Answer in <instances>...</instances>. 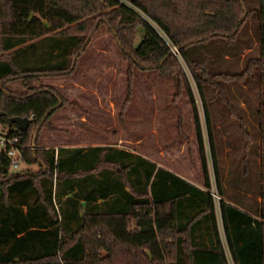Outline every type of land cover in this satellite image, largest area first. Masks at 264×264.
<instances>
[{"label": "trees", "instance_id": "trees-1", "mask_svg": "<svg viewBox=\"0 0 264 264\" xmlns=\"http://www.w3.org/2000/svg\"><path fill=\"white\" fill-rule=\"evenodd\" d=\"M154 24L180 48L200 107ZM101 26L127 63L128 81L134 69L177 73L171 103L183 136L176 103L187 93L201 186L113 145L25 151L35 131L36 141L42 128L54 129L50 119L65 106L42 79L73 73ZM241 57L242 70L232 71ZM213 102L237 120L242 147L233 122L215 125ZM16 116L29 126L20 129ZM0 124L41 167L12 171L0 148V264H264V0H0ZM221 137L229 155L241 147L240 171L221 164Z\"/></svg>", "mask_w": 264, "mask_h": 264}, {"label": "rangeland", "instance_id": "rangeland-1", "mask_svg": "<svg viewBox=\"0 0 264 264\" xmlns=\"http://www.w3.org/2000/svg\"><path fill=\"white\" fill-rule=\"evenodd\" d=\"M246 1L250 6L254 0ZM251 21L248 30L250 40L254 29L256 32L258 28L256 20L252 18ZM251 47V52L255 53V39ZM126 64L114 39L101 26L78 57L73 73L42 79L43 85L53 86L61 93L65 98V106L57 110L50 119L54 129L42 128L36 141L31 146L27 145L25 151L30 149L35 153L58 146L113 145L139 153L201 186L203 171L187 93L183 92L176 103L184 117L183 136H180L177 129L176 111L171 103L177 91L175 80L180 79L177 73L172 79L159 77L154 71L134 69L133 79L128 81ZM243 65L241 57L240 63L231 67V70L241 71ZM179 70L200 107L189 69L188 73L181 66ZM249 82L246 88L252 96L255 95V87L258 93V74L255 73ZM10 88L16 92L26 91L19 83L11 84ZM210 93L211 91L208 92V97H211ZM235 97L239 100L241 96L237 94ZM258 102L257 95L253 106ZM211 111L216 126L217 122H222L223 125H227L229 121L234 123V140L242 147L243 139L238 131V122L228 116L226 106L213 102ZM200 115L203 117L202 112ZM5 130L0 124V131ZM221 139L224 152L221 164H231L233 169L240 171L244 164L241 147L235 149V155H229L228 145L222 137ZM249 162L250 160L248 164ZM40 168L39 163H28L22 155L18 170L37 173Z\"/></svg>", "mask_w": 264, "mask_h": 264}, {"label": "built area", "instance_id": "built-area-1", "mask_svg": "<svg viewBox=\"0 0 264 264\" xmlns=\"http://www.w3.org/2000/svg\"><path fill=\"white\" fill-rule=\"evenodd\" d=\"M155 28L168 47L172 56L177 60L183 70L188 73V67L185 63V60L183 59L180 48L171 41L165 32H163L157 26H155ZM0 148H4L8 154V157L10 158V169L12 171H17L20 168V161L22 159L23 151L19 140L16 137H8L5 134H0Z\"/></svg>", "mask_w": 264, "mask_h": 264}, {"label": "water", "instance_id": "water-1", "mask_svg": "<svg viewBox=\"0 0 264 264\" xmlns=\"http://www.w3.org/2000/svg\"><path fill=\"white\" fill-rule=\"evenodd\" d=\"M11 121L16 123L20 129H26L29 126V124H30V119L28 117H18V116H16V117H12ZM36 132L37 131H35V133H34L33 143L35 142Z\"/></svg>", "mask_w": 264, "mask_h": 264}, {"label": "crops", "instance_id": "crops-1", "mask_svg": "<svg viewBox=\"0 0 264 264\" xmlns=\"http://www.w3.org/2000/svg\"><path fill=\"white\" fill-rule=\"evenodd\" d=\"M90 146H93V145H90Z\"/></svg>", "mask_w": 264, "mask_h": 264}]
</instances>
